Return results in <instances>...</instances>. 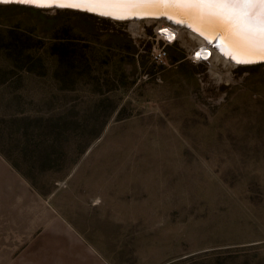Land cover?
<instances>
[{
    "label": "rangeland",
    "instance_id": "obj_1",
    "mask_svg": "<svg viewBox=\"0 0 264 264\" xmlns=\"http://www.w3.org/2000/svg\"><path fill=\"white\" fill-rule=\"evenodd\" d=\"M158 24L0 5V264H264V65Z\"/></svg>",
    "mask_w": 264,
    "mask_h": 264
},
{
    "label": "snow or ice",
    "instance_id": "obj_2",
    "mask_svg": "<svg viewBox=\"0 0 264 264\" xmlns=\"http://www.w3.org/2000/svg\"><path fill=\"white\" fill-rule=\"evenodd\" d=\"M36 9H68L109 20H158L222 41L235 65L264 63V0H0ZM164 31V29H161Z\"/></svg>",
    "mask_w": 264,
    "mask_h": 264
},
{
    "label": "crops",
    "instance_id": "obj_3",
    "mask_svg": "<svg viewBox=\"0 0 264 264\" xmlns=\"http://www.w3.org/2000/svg\"><path fill=\"white\" fill-rule=\"evenodd\" d=\"M81 247H83L81 252L71 253L72 250H77V243L68 245V250L60 251L58 259H47L45 264H121L122 260L119 258L120 253L118 252H111L108 254L109 256H94L93 251L86 249L82 244ZM54 255L55 253H53V257H55Z\"/></svg>",
    "mask_w": 264,
    "mask_h": 264
},
{
    "label": "water",
    "instance_id": "obj_4",
    "mask_svg": "<svg viewBox=\"0 0 264 264\" xmlns=\"http://www.w3.org/2000/svg\"><path fill=\"white\" fill-rule=\"evenodd\" d=\"M0 5H15V6H22V7H29V8H32V9H36V8L30 7V6H25V5H20V4H13V3L0 4ZM39 10H66V11H73V10H68V9H55V8H52V9H39ZM73 12H77V11H73ZM77 13H83V14H86V15L93 16L91 14L84 13V12H77ZM93 17H97V16H93ZM97 18L105 19V18H101V17H97ZM106 20H109V19H106ZM109 21H112V22H127V23H130V24L131 23L140 22V21H155V22H159L161 24L165 23V24H167L169 26L180 28L182 30V33H187L188 35H194L198 39L202 40L205 43V45H208L211 48V51H213V54L216 56V58H218V60L222 61L225 64H228V65H231V66H238V67L239 66L245 67V66H253V65H264V63H261V62L254 63V64L235 65L232 61H230L224 55V51L225 50H224V48L222 46V41H220L219 39H216L213 36L209 35V39H211L213 41L210 44L208 42V40H206L204 38L203 35L199 34L198 32L192 31V29L190 27L172 24L170 21H167L164 18H160L158 20H152V19L135 20V19H133V20H123V21H117V20H109Z\"/></svg>",
    "mask_w": 264,
    "mask_h": 264
},
{
    "label": "built area",
    "instance_id": "obj_5",
    "mask_svg": "<svg viewBox=\"0 0 264 264\" xmlns=\"http://www.w3.org/2000/svg\"><path fill=\"white\" fill-rule=\"evenodd\" d=\"M158 26H160V24H158L153 30L152 39L154 40V43L149 51V57L154 64L164 66L168 62L167 46L172 42L170 41V38L166 37L164 33H162L161 27L157 28ZM208 48L211 49L209 46ZM197 54L198 53H196V51L190 54V59L192 62H203L209 57V54L206 58L204 55Z\"/></svg>",
    "mask_w": 264,
    "mask_h": 264
},
{
    "label": "bare ground",
    "instance_id": "obj_6",
    "mask_svg": "<svg viewBox=\"0 0 264 264\" xmlns=\"http://www.w3.org/2000/svg\"><path fill=\"white\" fill-rule=\"evenodd\" d=\"M160 27L162 29H164V31H162V33H164V35L166 37L170 38L171 42H173L174 38L177 36L178 29H180V28L169 26V25H167L165 23L164 24L160 23V26H158L157 28H160ZM190 36L192 38L196 39L197 42H198V45L196 46V48L193 49L192 52L196 51V53H198L197 55H204L206 57V55L208 53V50H209L208 46L205 45V43L202 40L198 39L194 35H190ZM210 51H211V49H210ZM211 53H213V51H211Z\"/></svg>",
    "mask_w": 264,
    "mask_h": 264
},
{
    "label": "trees",
    "instance_id": "obj_7",
    "mask_svg": "<svg viewBox=\"0 0 264 264\" xmlns=\"http://www.w3.org/2000/svg\"><path fill=\"white\" fill-rule=\"evenodd\" d=\"M12 6H14V5H12ZM70 12H73V11H70ZM77 13V12H76ZM77 14H82L84 17H86V18H92L93 16H90V15H86V14H83V13H77ZM256 66H259V65H253V66H248V67H245V69H251V68H254V67H256ZM241 68V67H240Z\"/></svg>",
    "mask_w": 264,
    "mask_h": 264
}]
</instances>
